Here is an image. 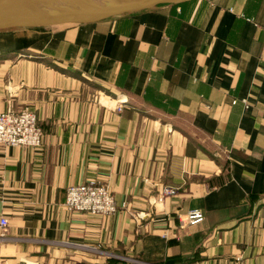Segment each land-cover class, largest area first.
Wrapping results in <instances>:
<instances>
[{"label":"crops","instance_id":"1","mask_svg":"<svg viewBox=\"0 0 264 264\" xmlns=\"http://www.w3.org/2000/svg\"><path fill=\"white\" fill-rule=\"evenodd\" d=\"M23 107L44 136L0 146V264H264V0L2 31L0 112ZM84 183L116 213L66 210Z\"/></svg>","mask_w":264,"mask_h":264},{"label":"water","instance_id":"2","mask_svg":"<svg viewBox=\"0 0 264 264\" xmlns=\"http://www.w3.org/2000/svg\"><path fill=\"white\" fill-rule=\"evenodd\" d=\"M189 1L192 0H0V31L96 23Z\"/></svg>","mask_w":264,"mask_h":264},{"label":"built area","instance_id":"3","mask_svg":"<svg viewBox=\"0 0 264 264\" xmlns=\"http://www.w3.org/2000/svg\"><path fill=\"white\" fill-rule=\"evenodd\" d=\"M43 130L35 113L28 107L8 108L0 112V146H26L38 149L42 145ZM173 193L166 187L163 197ZM162 197L158 199L161 201ZM63 206L70 212L86 213L94 216H111L117 207L111 192L103 185L84 183L66 188ZM202 214L197 210L188 212L186 223L194 225L202 221ZM7 226L5 218H0V227Z\"/></svg>","mask_w":264,"mask_h":264},{"label":"trees","instance_id":"4","mask_svg":"<svg viewBox=\"0 0 264 264\" xmlns=\"http://www.w3.org/2000/svg\"><path fill=\"white\" fill-rule=\"evenodd\" d=\"M33 29H44V28L41 27V28H33ZM11 30H14V29H11ZM3 31H8V30H3ZM0 32H2V31H0Z\"/></svg>","mask_w":264,"mask_h":264}]
</instances>
